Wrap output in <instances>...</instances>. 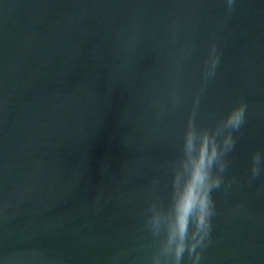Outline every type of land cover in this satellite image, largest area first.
<instances>
[{
	"label": "water",
	"instance_id": "1",
	"mask_svg": "<svg viewBox=\"0 0 264 264\" xmlns=\"http://www.w3.org/2000/svg\"><path fill=\"white\" fill-rule=\"evenodd\" d=\"M241 101L198 264H264V0H0V264H151L193 108Z\"/></svg>",
	"mask_w": 264,
	"mask_h": 264
},
{
	"label": "clouds",
	"instance_id": "2",
	"mask_svg": "<svg viewBox=\"0 0 264 264\" xmlns=\"http://www.w3.org/2000/svg\"><path fill=\"white\" fill-rule=\"evenodd\" d=\"M232 10L234 0H227ZM219 55L213 45L205 60V76L215 74ZM241 101L213 125L198 124L195 107L183 131L181 154L173 164L172 186L167 201L149 207L147 226L154 239L151 264H183L185 254L198 264L199 249L211 230L214 213L212 191L219 188L226 167L225 154L234 146L233 132L244 122ZM261 152L253 153L252 175H259Z\"/></svg>",
	"mask_w": 264,
	"mask_h": 264
}]
</instances>
